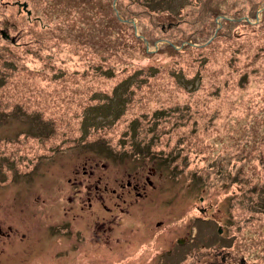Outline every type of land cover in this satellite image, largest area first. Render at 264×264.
Listing matches in <instances>:
<instances>
[{
    "label": "rangeland",
    "instance_id": "rangeland-1",
    "mask_svg": "<svg viewBox=\"0 0 264 264\" xmlns=\"http://www.w3.org/2000/svg\"><path fill=\"white\" fill-rule=\"evenodd\" d=\"M1 1L0 26L15 35L0 37L13 198L67 210L87 182L109 196L149 177L150 193L169 197V245L189 242L181 264H208L212 251L215 264H264V0H185L199 6L188 21L182 0ZM168 6L184 15L158 39ZM250 6L251 18L229 14ZM183 31L191 49L164 46Z\"/></svg>",
    "mask_w": 264,
    "mask_h": 264
},
{
    "label": "flooded vegetation",
    "instance_id": "flooded-vegetation-1",
    "mask_svg": "<svg viewBox=\"0 0 264 264\" xmlns=\"http://www.w3.org/2000/svg\"><path fill=\"white\" fill-rule=\"evenodd\" d=\"M6 29L0 26V37L11 41L15 35ZM11 169L0 150V264H181L186 260L189 242L175 244L186 247L181 253L174 244L169 245V197L159 201L156 194L150 193L158 190V181L144 177L142 183H120V193L110 188L109 196L99 193L107 187L87 182L68 200L72 207L67 210H62L60 203L49 205V209H25L23 200L18 202L10 193ZM125 185L134 192L132 200L123 194ZM105 197L116 199L111 207L104 203ZM97 202L101 209L93 215L91 207H97ZM142 212L148 221L142 219ZM197 245L202 249L206 246L203 242ZM214 245L213 250H217L218 245ZM211 253L208 264H215L220 251Z\"/></svg>",
    "mask_w": 264,
    "mask_h": 264
},
{
    "label": "trees",
    "instance_id": "trees-1",
    "mask_svg": "<svg viewBox=\"0 0 264 264\" xmlns=\"http://www.w3.org/2000/svg\"><path fill=\"white\" fill-rule=\"evenodd\" d=\"M167 1H169V0H167ZM180 3V7H182V9L185 7V6H187L188 7V11L186 12V13H184L185 14V16L183 17L184 18V20L185 21H188L189 20V18H190V8H196V7H199V6H196V5H194V4H192V3H190V4H188V3H185V0H182L181 2H179ZM184 3V4H183ZM159 4H165V3H159ZM201 4V3H200ZM180 7H178L177 9H176V12H173V11H171V10H169V6L167 7V8H163V9H161V10H159V11H161V12H164V13H167V15H166V25H168L167 27H166V29L164 30V31H160L161 33H162V35L160 36V37H158V39H163L164 37H166L168 34H169V32L171 31V29L173 28V27H177V26H179V23L180 22H178V20L177 19H179V17H182L183 15H181L180 16V10H179V8ZM181 9V8H180ZM181 9V10H182ZM196 11H199V9H195ZM230 13V15H232L233 17H235V18H239V17H244V18H246L244 15L246 14V16H249L250 18L251 17H253V15H254V10H253V8L250 6L249 8H246V9H242L241 7H236V8H234V9H232V11H229ZM178 17V18H177ZM164 21V20H163ZM226 20H224L223 21V23L225 22ZM231 24H234V25H238V24H240V22H232ZM241 25H249V22H243L242 21V23H241ZM215 26H216V24H215V21H211L210 22V29H215ZM168 29H169V32H168ZM185 32L186 31H183L182 32V35H179L178 37H174V38H171V37H169V41H167V44H165L164 46L167 48V49H169V50H173V49H176V47H175V45H178V46H181L182 48H187V49H191L190 48V43L191 42H189L188 43V38L189 37H194V38H197V37H200V38H203V37H205V36H201L200 35V33L198 32V31H196V30H193L192 29V31L190 32V35H189V37H188V35H186L185 34ZM216 32H217V30H216ZM219 32V31H218ZM215 35H216V33H215ZM207 36V35H206ZM157 39V40H158ZM137 40V39H136ZM144 40L147 42H152V41H150V38L149 37H147V36H144L143 37V39L142 40H137L138 42H140L141 41V43L143 42L144 43ZM183 43H186V44H183ZM152 44V43H151ZM193 44V43H192ZM192 46V45H191ZM263 165H264V161H263Z\"/></svg>",
    "mask_w": 264,
    "mask_h": 264
},
{
    "label": "water",
    "instance_id": "water-1",
    "mask_svg": "<svg viewBox=\"0 0 264 264\" xmlns=\"http://www.w3.org/2000/svg\"><path fill=\"white\" fill-rule=\"evenodd\" d=\"M23 9H25V4H23ZM141 39H143V38L141 37ZM11 41L13 42V39H11ZM144 45H145L146 49H148V44L145 40H144Z\"/></svg>",
    "mask_w": 264,
    "mask_h": 264
}]
</instances>
